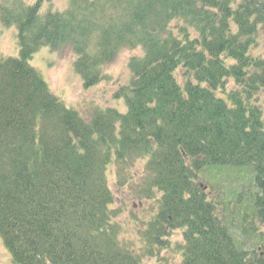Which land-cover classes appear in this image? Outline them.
<instances>
[{
    "label": "trees",
    "instance_id": "obj_1",
    "mask_svg": "<svg viewBox=\"0 0 264 264\" xmlns=\"http://www.w3.org/2000/svg\"><path fill=\"white\" fill-rule=\"evenodd\" d=\"M0 23L20 47L0 57V237L13 264H167L175 232L180 264H264L235 238L254 230L264 244V0H0ZM42 48L69 50L86 89L139 51L115 95L126 113L66 108L30 65ZM140 164V196L160 198L131 214L133 250L107 172L123 187ZM231 167L251 171L257 193L218 213L196 181Z\"/></svg>",
    "mask_w": 264,
    "mask_h": 264
},
{
    "label": "rangeland",
    "instance_id": "obj_2",
    "mask_svg": "<svg viewBox=\"0 0 264 264\" xmlns=\"http://www.w3.org/2000/svg\"><path fill=\"white\" fill-rule=\"evenodd\" d=\"M26 3H34L35 0H24ZM53 5L58 8H65L67 0H51ZM48 3H46L47 5ZM45 5V7H46ZM17 29H5L0 23V57L2 58H19L20 47L17 39ZM260 46L257 53L264 56V28L261 30ZM139 55V51H122L117 59L111 65L106 66L104 72L105 80L90 89L84 87L81 77H79L74 69L75 58L68 50L61 53H54L49 48H42L36 53L30 62V65L43 77L48 84L50 92L55 95L66 108L78 112L81 116L93 120L94 114L108 108L116 109L122 113L126 112L124 100H117L115 95L122 86H128L131 80L129 70V60L132 56ZM264 98V93L262 94ZM264 103V102H263ZM264 107V104H263ZM142 165H137L133 172L128 173L129 179L124 186H120L122 181L118 180L116 168L113 166L109 169V185L115 196V205L122 211L121 219L123 222V233L121 240L124 246L131 247L133 250H139L143 247L141 235L136 226L131 225V214L137 215L139 218L147 210L156 209V200L160 195L153 193L154 200L147 201L140 196L145 189L143 182L144 174H142ZM252 172L249 170H238L235 168H217L214 171L208 170L206 173L199 175L198 185H202V189L206 188L205 193L215 206L218 213L224 210H236L239 213L245 207V203H251L247 199L253 193H257V189L252 187ZM247 191L245 200L237 201L238 195ZM229 213L230 218L234 219L235 214ZM227 215V214H226ZM224 212L223 217L227 219ZM235 238L238 243L246 251H257L258 254L264 252V244H258V237L253 236L254 230L249 231L251 235L244 237L243 232L235 230ZM257 231H264V228ZM171 248L163 251L162 255L167 264H180L179 256L174 255L175 248L181 243V233L175 232L171 237ZM172 252V253H170ZM9 252L4 246L0 237V264H12Z\"/></svg>",
    "mask_w": 264,
    "mask_h": 264
},
{
    "label": "flooded vegetation",
    "instance_id": "obj_3",
    "mask_svg": "<svg viewBox=\"0 0 264 264\" xmlns=\"http://www.w3.org/2000/svg\"><path fill=\"white\" fill-rule=\"evenodd\" d=\"M260 260L264 261V252L260 253Z\"/></svg>",
    "mask_w": 264,
    "mask_h": 264
}]
</instances>
